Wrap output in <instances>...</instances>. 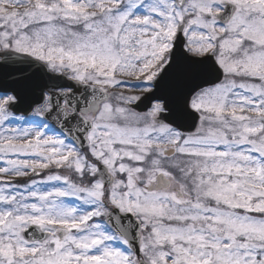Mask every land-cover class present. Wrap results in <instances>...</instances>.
Masks as SVG:
<instances>
[{
	"label": "snow or ice",
	"instance_id": "6c2138e0",
	"mask_svg": "<svg viewBox=\"0 0 264 264\" xmlns=\"http://www.w3.org/2000/svg\"><path fill=\"white\" fill-rule=\"evenodd\" d=\"M0 264H264V0H0Z\"/></svg>",
	"mask_w": 264,
	"mask_h": 264
}]
</instances>
